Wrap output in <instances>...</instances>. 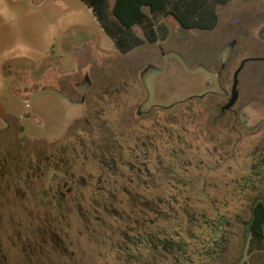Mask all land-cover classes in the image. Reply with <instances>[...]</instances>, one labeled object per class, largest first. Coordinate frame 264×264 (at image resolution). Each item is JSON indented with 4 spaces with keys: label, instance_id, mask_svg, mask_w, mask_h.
<instances>
[{
    "label": "rangeland",
    "instance_id": "1",
    "mask_svg": "<svg viewBox=\"0 0 264 264\" xmlns=\"http://www.w3.org/2000/svg\"><path fill=\"white\" fill-rule=\"evenodd\" d=\"M202 1L126 53L83 0H0V264H264V0Z\"/></svg>",
    "mask_w": 264,
    "mask_h": 264
},
{
    "label": "trees",
    "instance_id": "2",
    "mask_svg": "<svg viewBox=\"0 0 264 264\" xmlns=\"http://www.w3.org/2000/svg\"><path fill=\"white\" fill-rule=\"evenodd\" d=\"M83 1L92 7L95 16L120 51L126 53L145 43L144 38L133 31L136 24L142 26L149 42L155 43L159 39L155 21L146 11V7H149L152 13L159 11L173 13L185 28H212L218 18L216 13L199 14L203 10L202 0H115L112 10L109 9L110 0ZM169 5H173L174 9L168 10ZM250 230L253 238L259 242L264 241V201L261 199L254 205ZM152 242L159 245L158 241Z\"/></svg>",
    "mask_w": 264,
    "mask_h": 264
},
{
    "label": "flooded vegetation",
    "instance_id": "3",
    "mask_svg": "<svg viewBox=\"0 0 264 264\" xmlns=\"http://www.w3.org/2000/svg\"><path fill=\"white\" fill-rule=\"evenodd\" d=\"M250 59H251V58H247V62H248ZM244 60H245V59H244ZM244 60H243V61H244ZM247 62H246V63H247ZM246 63H245V65H246ZM241 64H242V63H241ZM244 67H245V66H244ZM236 71H237V70H236ZM241 71H242V70H241ZM239 97H240V96H239ZM85 99H86V97L83 96V98H82V102H85V101H86ZM229 99H230V98H229ZM238 100H239V99H238ZM228 101H229V100H228ZM228 101H227V102H228ZM181 102H182V101H181ZM227 102H226V103H227ZM237 102H238V101H237ZM237 102H236V103H237ZM226 103H225V104H226ZM225 104H223L222 107H223ZM235 105H236V104H235ZM235 105H234V106H235ZM234 106H233V107H234ZM222 107H221V112H222V113H224V112H226V111H230L231 109H233V107H232V108H230V109H226V110L223 111V110H222ZM86 119H87L89 125H92V119H91V118H88V117H87ZM92 126H93V125H92ZM138 143H139V142H138ZM144 143H146V142L144 141ZM137 145L139 146V145H141V144L139 143V144H137ZM131 149H132V150H131L132 153L134 154V152L136 151V147L131 148ZM112 154H113V152H112ZM107 156H108L107 159H110V160H111L112 158H119L121 155H120L119 153H117V151H116L113 155L110 154V155H107ZM130 156H131V155H130ZM130 161H131V160H130ZM38 167H40V166L38 165L37 168H38ZM132 167L135 168L134 165H133ZM0 176H1V173H0ZM51 182L56 183V184L58 183L57 181H54L53 179L51 180ZM69 183H70V181H69L68 179H65L63 185L67 186V188H69V190H72V187L69 186ZM75 183H76V178L73 179V185H74ZM59 184H60V183H59ZM47 190H48V189H47ZM56 190H57L56 192L59 191L58 189H56ZM48 192H49V191H48ZM59 192H60V191H59ZM39 205H40V202L38 201L37 206H39ZM37 208H38V207H37Z\"/></svg>",
    "mask_w": 264,
    "mask_h": 264
},
{
    "label": "water",
    "instance_id": "4",
    "mask_svg": "<svg viewBox=\"0 0 264 264\" xmlns=\"http://www.w3.org/2000/svg\"><path fill=\"white\" fill-rule=\"evenodd\" d=\"M247 62V59H245L242 64L240 65V67L237 69V71L235 72L234 75V83H233V87H232V95L229 99V101L222 107V110H226V109H230L232 108L236 102L239 99L240 96V90H239V74L241 72V70L244 68L245 63Z\"/></svg>",
    "mask_w": 264,
    "mask_h": 264
}]
</instances>
